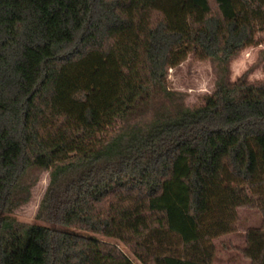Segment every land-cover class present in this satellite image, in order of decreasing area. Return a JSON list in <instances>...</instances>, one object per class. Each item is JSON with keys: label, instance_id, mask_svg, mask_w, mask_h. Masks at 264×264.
Instances as JSON below:
<instances>
[{"label": "trees", "instance_id": "1", "mask_svg": "<svg viewBox=\"0 0 264 264\" xmlns=\"http://www.w3.org/2000/svg\"><path fill=\"white\" fill-rule=\"evenodd\" d=\"M264 0H0V264H213L238 207L264 208V82L229 81ZM217 64L191 109L169 88ZM36 171L37 212L19 223ZM244 256L264 264V226Z\"/></svg>", "mask_w": 264, "mask_h": 264}, {"label": "rangeland", "instance_id": "2", "mask_svg": "<svg viewBox=\"0 0 264 264\" xmlns=\"http://www.w3.org/2000/svg\"><path fill=\"white\" fill-rule=\"evenodd\" d=\"M257 40V45L242 50L230 62V82H236L244 75L250 82H264V33L259 34ZM217 80V64L192 53L181 65L169 71L168 84L172 91L181 95L188 108L194 109L204 105L206 97L215 92ZM36 180L30 201L14 213L19 223L42 224L36 216L50 182V172H34L29 183ZM263 226L264 208L261 204L258 208L238 207L231 226L233 231L213 240L216 248L213 264H252L243 254L247 248V232ZM96 238L117 245L136 264H141L120 241L98 235Z\"/></svg>", "mask_w": 264, "mask_h": 264}]
</instances>
